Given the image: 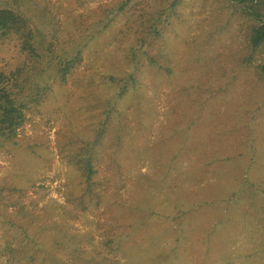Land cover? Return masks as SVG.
<instances>
[{
  "label": "rangeland",
  "instance_id": "rangeland-1",
  "mask_svg": "<svg viewBox=\"0 0 264 264\" xmlns=\"http://www.w3.org/2000/svg\"><path fill=\"white\" fill-rule=\"evenodd\" d=\"M252 2L0 0L41 55L0 38V73L22 68L30 102L0 147V264H264ZM77 56L62 82L60 61ZM89 154L83 209L76 162Z\"/></svg>",
  "mask_w": 264,
  "mask_h": 264
},
{
  "label": "trees",
  "instance_id": "trees-1",
  "mask_svg": "<svg viewBox=\"0 0 264 264\" xmlns=\"http://www.w3.org/2000/svg\"><path fill=\"white\" fill-rule=\"evenodd\" d=\"M248 9L251 14L255 15L259 23L253 27L251 34V44L254 48L264 43V0L252 2ZM16 37L19 40L21 52L25 53L28 59L37 60L40 55L36 45L35 32L29 22V19L21 12L10 6H0V38ZM81 61L80 56L72 59L61 60L57 73L60 75L62 82L67 81V76L71 70ZM22 68L6 74L0 73V147L4 141H14L19 131L28 121V110L30 102L21 95L24 80H21ZM112 81H116L115 76H111ZM26 82V80H25ZM47 89V88H46ZM45 89V90H46ZM128 91L127 86H123L118 96L124 95ZM82 161L84 164L82 165ZM80 171L78 181L79 190H84L83 194L78 196L77 206L87 209V193H91V182L95 175V162L88 156L80 157L79 163L76 162ZM87 192V193H86ZM77 195V194H76ZM78 206V207H79ZM16 249H19L17 247ZM42 249L38 242H33L31 248V258L27 259L34 262L37 259L36 251ZM45 255V253H42Z\"/></svg>",
  "mask_w": 264,
  "mask_h": 264
}]
</instances>
